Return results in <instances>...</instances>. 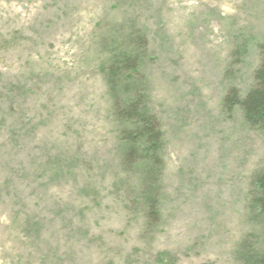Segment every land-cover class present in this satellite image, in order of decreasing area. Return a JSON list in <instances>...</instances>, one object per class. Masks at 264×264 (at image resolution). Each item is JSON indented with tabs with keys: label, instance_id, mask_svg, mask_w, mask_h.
<instances>
[{
	"label": "rangeland",
	"instance_id": "rangeland-1",
	"mask_svg": "<svg viewBox=\"0 0 264 264\" xmlns=\"http://www.w3.org/2000/svg\"><path fill=\"white\" fill-rule=\"evenodd\" d=\"M263 42L264 0H0V264L262 257L264 134L222 100L253 86ZM124 53L136 73L110 92ZM134 93L159 166L115 118Z\"/></svg>",
	"mask_w": 264,
	"mask_h": 264
},
{
	"label": "trees",
	"instance_id": "trees-1",
	"mask_svg": "<svg viewBox=\"0 0 264 264\" xmlns=\"http://www.w3.org/2000/svg\"><path fill=\"white\" fill-rule=\"evenodd\" d=\"M259 50L261 60L253 74V86L243 98L239 96L235 88L229 89L222 102L227 109L239 105L244 114V122L255 129H259L264 134V42L260 44ZM136 66V59L127 53L122 54L119 60L116 61L115 59L110 63V66L107 67L109 91H114L116 87L114 82L120 73L127 80H132L136 73ZM129 93L126 92L127 95ZM143 100L144 95L134 93L124 98L122 102H114V115L115 118L123 123L127 122L131 127L122 133V138L131 142L142 143L141 150L145 152V155L141 159H146L145 161L159 166L161 164L159 157L162 146L161 130L157 118L144 106ZM255 178V205L259 214L264 218V171ZM252 264H264V255L254 258Z\"/></svg>",
	"mask_w": 264,
	"mask_h": 264
}]
</instances>
